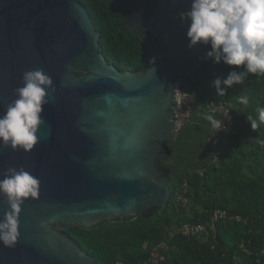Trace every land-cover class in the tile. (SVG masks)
Here are the masks:
<instances>
[{
  "label": "water",
  "instance_id": "water-1",
  "mask_svg": "<svg viewBox=\"0 0 264 264\" xmlns=\"http://www.w3.org/2000/svg\"><path fill=\"white\" fill-rule=\"evenodd\" d=\"M156 3L151 18L136 12L139 23L126 26L147 50L134 72L105 59L81 0H0V115L25 71L42 68L56 87L34 149L0 147V179L12 166L40 181L38 197L22 205L15 247L0 243V264H95L66 229L94 230L169 204L158 163L181 131L177 94H192L210 45L187 46L179 13L191 0ZM6 209L0 197V219Z\"/></svg>",
  "mask_w": 264,
  "mask_h": 264
},
{
  "label": "trees",
  "instance_id": "trees-1",
  "mask_svg": "<svg viewBox=\"0 0 264 264\" xmlns=\"http://www.w3.org/2000/svg\"><path fill=\"white\" fill-rule=\"evenodd\" d=\"M81 2L100 33L108 63L121 71H140L147 51L136 35L123 31L135 0ZM140 2L155 11L156 0ZM214 65L218 67L216 78H226L232 70L243 71V66L211 60L191 81L198 102H222L235 113L234 124L221 133L217 147L210 146L212 164L201 173L174 172L165 162L172 152L168 143L158 163L171 185L165 209L153 208L134 220L105 223L94 230L66 229L95 264H150L152 251L161 245L165 260L159 264H264V125L255 132L246 119L256 117L257 108L264 107V74H248L242 84H234L224 96H218L209 73ZM180 194L189 198L187 206L177 202ZM217 209L225 210L228 218L214 222ZM184 224L206 225L209 236L204 232L201 237L173 233Z\"/></svg>",
  "mask_w": 264,
  "mask_h": 264
},
{
  "label": "clouds",
  "instance_id": "clouds-1",
  "mask_svg": "<svg viewBox=\"0 0 264 264\" xmlns=\"http://www.w3.org/2000/svg\"><path fill=\"white\" fill-rule=\"evenodd\" d=\"M179 18L188 25L189 49L198 44L210 45L204 59L235 68L243 66V71L232 70L226 78L212 81L218 96H224L234 84H242L248 74H264V0H191L190 9L180 12ZM21 82L23 86L13 90L17 98L7 103L0 115V147L30 153L38 143L37 132L44 123L42 114L49 103L48 90L54 93L56 87L42 68L25 71ZM243 103H248L247 98ZM256 111V117H246L255 132L264 125V107ZM204 119L213 128L222 129V122L213 115L205 114ZM39 184V179L23 167L9 166L4 170L0 197L7 209L0 219V243L5 247H15L20 236L22 205L26 199L38 197ZM41 226L46 227L43 223Z\"/></svg>",
  "mask_w": 264,
  "mask_h": 264
},
{
  "label": "built area",
  "instance_id": "built-area-1",
  "mask_svg": "<svg viewBox=\"0 0 264 264\" xmlns=\"http://www.w3.org/2000/svg\"><path fill=\"white\" fill-rule=\"evenodd\" d=\"M211 59H206V62H210ZM210 76L213 80L216 79L217 73H218V67L217 65H214L210 69ZM178 99V106L176 107V117L177 122L179 125L180 130H183L184 128L188 127L192 124L194 114L197 111L198 108V99L199 94H177ZM205 110L208 114H211L214 116L215 119L222 122V129L217 130L211 126L209 130V141L210 146L212 149H215L217 145L219 144V141L221 140V133L227 131L235 122V113L231 111L230 107L225 103H218L214 100L209 101L207 104L205 103ZM225 125V126H223ZM187 187V184H186ZM185 187V192L187 191V188ZM177 202L185 206L189 203V198L185 196L184 194H180L177 196ZM228 214L225 210L217 209L213 213V221L219 222L222 219H227ZM238 221H242L241 218H237ZM181 228H175L173 229V233H183L185 235H198L199 237L203 236L205 233L206 236H209V229L206 225H191V224H184ZM204 232V233H203ZM203 233V234H202ZM163 245L154 248L151 254L150 264H159L160 261L165 260V256L160 251V248H162ZM123 264V263H119Z\"/></svg>",
  "mask_w": 264,
  "mask_h": 264
},
{
  "label": "crops",
  "instance_id": "crops-1",
  "mask_svg": "<svg viewBox=\"0 0 264 264\" xmlns=\"http://www.w3.org/2000/svg\"><path fill=\"white\" fill-rule=\"evenodd\" d=\"M205 114H208L206 110H205ZM210 128H211V124L209 121H204L202 119L200 120V118L195 117L193 119V123L191 125H189L188 127L184 128L183 130L180 131V134L177 138V140L179 141L178 143H183V140L185 142V140L187 141L189 139L191 142H190L188 153L185 151H182L179 144H178V146L173 144L172 145V152L165 156V158H166L165 162L166 161L168 162V163L167 162L166 163L172 167L174 172L175 171L177 172L179 170H185V172L196 171V173H199V172L201 173L210 166V164H209L210 160L205 161V157H207L208 155L210 156V141H209V136H210L209 130H210ZM199 134H201L200 136H205V137L203 139H200ZM177 140H175V141H177ZM195 141L197 143V147L199 149L203 148L202 150H197L196 146H195L196 150H194V142ZM200 141L203 144H205L204 147L201 144H199ZM187 145H189V142ZM187 145L183 146V148H186ZM206 160H207V158H206ZM182 172L185 175V172L184 171H182ZM186 183H187V181H185V183H184L185 187H186Z\"/></svg>",
  "mask_w": 264,
  "mask_h": 264
},
{
  "label": "flooded vegetation",
  "instance_id": "flooded-vegetation-1",
  "mask_svg": "<svg viewBox=\"0 0 264 264\" xmlns=\"http://www.w3.org/2000/svg\"><path fill=\"white\" fill-rule=\"evenodd\" d=\"M81 3H82V2H81ZM141 3H142V2H140V0H135V2H134V4L132 5L131 10H130V12H129V14H128V18H127V20H126V22H125V29H123V31L126 30V32H127V31H128V32H131L132 35H136V36L139 38L140 42L143 44L142 40L140 39V37L138 36V34H137L136 31L129 30V29L126 28L127 24H129V23H131V24H136L135 22L139 23L138 20H137V14H136V12H140V17H142L141 19H144V20H146L147 18H151L152 15L154 14L155 11H154V12H150V11L147 10V9L144 7V5L142 4L143 7L145 8V10H143V9L141 8ZM82 5H83V3H82ZM83 6H84V5H83ZM84 7H85V6H84ZM85 9H86V8H85ZM142 10H143V12H142ZM141 12H142V13H141ZM134 15H135V17H134ZM134 18H135V19H134ZM133 21H134V22H133ZM145 32H146V36L150 39V38H151L150 33L147 32V31H145ZM143 45H144V44H143ZM144 47H145V45H144ZM145 49H146V47H145ZM100 51L104 54V57H107V56H108L106 49H103V48L101 47ZM146 51H147V50H146ZM108 52H109V51H108ZM105 59H106V58H105Z\"/></svg>",
  "mask_w": 264,
  "mask_h": 264
},
{
  "label": "rangeland",
  "instance_id": "rangeland-1",
  "mask_svg": "<svg viewBox=\"0 0 264 264\" xmlns=\"http://www.w3.org/2000/svg\"><path fill=\"white\" fill-rule=\"evenodd\" d=\"M204 115H205V104H204L203 102L201 103V102L199 101V102H198V108H197V111H196L195 114H194V118L197 117V118H200V120L202 119V120H204V121H207V120L204 119ZM194 118H193V119H194ZM192 123H193V122H192ZM200 135H201V134H199V136H200ZM202 135H203V134H202ZM204 137H205V136H200L199 138H200V139H203ZM187 141L189 142V145H187V144H188ZM187 141L185 140V142H184V140H183V143H178V142H179L178 140H177V141H173V142H171V146H172L173 144H175V145L178 146V144H179V146L181 147L182 151H185V152L188 153V152H189V146H190V142H191V141H190V139L187 140ZM198 141H199V140H198ZM169 144H170V143H169ZM181 144H182V145H181ZM199 144H201L203 147H204V145H205V144H203L201 141L199 142ZM185 145H187V147H186V148H183V146H185ZM201 145H200V146H201ZM195 146H196V149H197V150H202V149H203V148H202V149H199V148L197 147V143H196V141L194 142V150H196V149H195ZM202 146H201V147H202ZM182 151H181V152H182ZM192 156H193V155H192ZM206 158H207V160H206ZM208 160H210V161H209V164L211 165V164H212V161H211L212 159H211V156H209V155H208L207 157H205V161H208ZM166 162H167V161H166ZM167 163H168V162H167ZM209 164H208V165H209ZM189 206H190V205H189ZM125 220H130V219H125ZM120 221H122V220H120Z\"/></svg>",
  "mask_w": 264,
  "mask_h": 264
}]
</instances>
